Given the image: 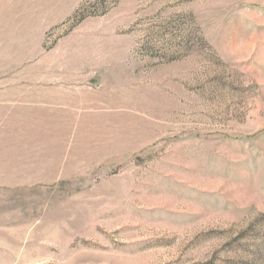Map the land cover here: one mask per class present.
<instances>
[{
  "label": "rangeland",
  "instance_id": "1",
  "mask_svg": "<svg viewBox=\"0 0 264 264\" xmlns=\"http://www.w3.org/2000/svg\"><path fill=\"white\" fill-rule=\"evenodd\" d=\"M0 264H264V0H0Z\"/></svg>",
  "mask_w": 264,
  "mask_h": 264
}]
</instances>
